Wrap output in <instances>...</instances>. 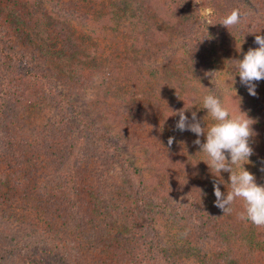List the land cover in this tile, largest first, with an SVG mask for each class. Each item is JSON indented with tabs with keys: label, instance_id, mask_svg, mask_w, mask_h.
Returning a JSON list of instances; mask_svg holds the SVG:
<instances>
[{
	"label": "trees",
	"instance_id": "trees-1",
	"mask_svg": "<svg viewBox=\"0 0 264 264\" xmlns=\"http://www.w3.org/2000/svg\"><path fill=\"white\" fill-rule=\"evenodd\" d=\"M55 1L61 6L47 12L41 10V13L57 14L60 22L63 19L86 21L95 7L93 0ZM159 1L161 3L156 4L152 0H133L128 20L129 25L136 24L138 28L134 29L135 25L133 30L130 29L129 43H137L139 28L148 30L154 39L156 30L162 28L176 36L178 44L175 47L182 49V63L197 73L208 66L206 62L210 60L201 52L205 48L207 51L214 39L222 40L233 50L245 44L242 46L244 52L258 46L252 32L264 35V0ZM3 2L0 0V62L8 74L3 80L5 88L1 89L6 93L1 97L4 108L0 112V131L6 127L0 140V237L4 238L0 242V263L44 264L47 261L50 264L49 258L55 255L57 264H181L182 256L189 254L183 249V244L188 243L193 253L206 259L207 264H264V227H257L245 219V227L251 231L245 252L236 246L228 247L229 243L222 249L223 243L211 238L209 230L220 238L230 228L227 214L215 205L216 199L207 194L204 196L189 176L182 175L190 172L189 158L177 143L168 144L169 135L176 128L173 125L168 129L164 123L171 125V118H174L170 116L172 110L190 107L194 101L174 103L171 108L162 106L157 110L133 104L122 94V84L119 83L125 81V77L115 51L116 56L110 59L112 62L105 64L106 69L101 71V79L107 86L103 92L117 97L113 105L118 111L116 119L119 122L138 123L143 130L151 125L154 133L149 131L153 135L145 147L153 167H156L155 174L149 180L127 175L126 182L120 179L121 182L113 183V188L97 191L98 187L93 182L102 181L101 178L93 179L89 173L86 177L78 176L80 171L85 172L83 165L78 161L76 164L66 163L68 156L65 159L64 154L68 153V142L74 141L70 134L76 129H67L69 119H64L69 118L67 111H61L63 119L53 131L60 134L52 136V139L49 137V142L39 139L37 128L25 124L18 113L35 106V101L45 97L39 92L49 89L51 75L27 53L9 48L10 30H20L17 23L23 19L18 16L16 21H10L4 12L7 8ZM201 5L211 8L207 21L199 13ZM233 8H239L245 15L239 25L228 29L219 22ZM29 23L33 25L34 19H29ZM51 29L43 33L49 42L61 40L64 43L60 55L76 57L82 52L81 43L71 37L69 31L62 28L59 31L56 23ZM39 37L44 40L43 36ZM167 48L171 49L160 46V49ZM77 69L80 75L86 74L81 67ZM7 94L10 98L14 96L9 99L12 101L9 106L5 104ZM48 98L52 99V95ZM56 98L60 109V101L65 99V94H56ZM65 102L68 101L65 99ZM71 104L77 114L78 105ZM12 106L14 112L9 111L13 110ZM106 140L103 138L98 149L109 150L105 146L109 145ZM65 147L66 151L63 150ZM256 161L264 172V156ZM41 168L42 171L38 172ZM186 188L195 193L184 191ZM172 192L186 194L179 203L173 204ZM180 204L193 206L194 212L186 217L195 221V228L188 229L190 234L181 240L169 244L164 240L166 234L160 232L158 217L173 216V221L181 223L184 217L181 216ZM207 236L211 238L208 241H212V245L208 243L212 247L197 242V239L203 240ZM35 240L40 246L35 244ZM16 258L19 259L16 261Z\"/></svg>",
	"mask_w": 264,
	"mask_h": 264
},
{
	"label": "rangeland",
	"instance_id": "rangeland-1",
	"mask_svg": "<svg viewBox=\"0 0 264 264\" xmlns=\"http://www.w3.org/2000/svg\"><path fill=\"white\" fill-rule=\"evenodd\" d=\"M93 1L95 7L90 11L86 21L63 19L62 22L58 20L57 17L60 16L57 14L41 13V10L47 12L53 7L61 6L55 0H4L3 2L7 8L4 12H7L6 15L10 21H16L15 18L18 16L23 19L17 23L20 25V30H10L9 48L27 53L51 75L49 77L51 81L48 83L49 89L44 88L39 92L45 97L35 101V106L24 108L18 113L25 124L37 128L39 139L49 142V137L52 139V136L59 135L60 133H53V131L57 129V124L62 118L61 111H67L69 118H64L69 119V121L65 120L68 122L67 129L69 131L76 129L70 134V139L74 141L68 142V153L64 154L65 159L68 156L66 163L76 164L78 161L80 165H83L85 172L80 171L78 176L86 177V174L89 173L93 179L101 178L103 182L97 180L93 182L92 180L93 184L98 187L97 191L113 188L112 186L115 185L113 183L116 182H126L127 175L135 179L141 176L149 180L155 174L156 167H153L150 157L147 156V147H145L152 138L153 134L150 132L154 133L151 130V125L143 130V126L138 123L122 124L119 122L116 119L118 111L113 105L117 97L106 95L103 92L107 86L103 84L101 71L106 69L105 64L112 62L111 56L115 57L114 53L116 52L125 77V81L119 83L122 84V86L120 85L123 90L122 94L141 108L149 106L157 110L162 106L171 108L174 103L194 101L191 111H187L185 114L191 119V112L196 111L197 117L201 120L205 117L206 122L210 125L213 121L207 111L202 108L203 96L209 92H215L221 96L224 105L232 114H238L240 108L242 112L254 119L255 123L252 128L255 135L250 141L254 153L249 158L251 163L245 164L244 167L255 175L258 184H264V172L256 161L258 157L264 156V79L255 82L256 95H250L246 86L240 83L239 75H235L236 71L233 67L234 60L242 59L243 54L247 52L246 50L243 52L242 46L245 44L238 46L239 49H242L238 51L227 47L222 43V40L214 39L212 45H208L207 51H205L206 48L202 52L199 50L210 61L206 62L207 67H203L202 71L197 73L182 63L180 59L182 49L175 47L178 44L176 36L169 32L166 33L162 28L156 30V39L152 38L145 28H139L140 35L137 36L139 37L137 43H129L131 42L129 39L130 29L133 30V26L136 25H129L128 20L131 16L133 0ZM152 2L158 4L160 1L152 0ZM199 13L203 20L207 21L210 19L211 8L208 5H201ZM26 19H28V23H25ZM29 19H34L33 25L29 23ZM53 23L58 25L59 31L60 28L69 31V35L81 43L83 48L79 55L76 57L60 55L59 51L64 43L61 40H55L52 43L45 38L43 31L46 29L51 31ZM137 28L138 25L134 29ZM37 31L40 33L38 34ZM143 31L145 32L143 33ZM39 36H43L44 40ZM128 39L129 41H126ZM47 45L49 46L47 47ZM161 45L171 49H160ZM77 67H81L87 75L83 73L80 75ZM3 70L5 68H2L0 62V112L4 108L1 97H4L6 93V90L2 93L1 89L5 88L3 80L6 78L5 74H8ZM78 78H81L80 81H75ZM231 84L236 89V95H234ZM59 93L65 94V99L68 101L66 103L65 99H62L60 109L56 98V94ZM48 95H52V99L48 98ZM12 98L7 94L6 106H9V103L12 104V101L9 100ZM47 98L48 100H46ZM71 102L78 105L79 112L77 114L74 113ZM11 109L13 110L9 111L14 112L13 106ZM178 119V116H174L171 118L172 124L164 123L165 127L167 126L166 128L169 129V126L175 125ZM96 128H100V130ZM5 130L6 127L3 132L0 131V140L4 137ZM149 134H151L150 137ZM169 137H173V144L177 143L189 158L190 172H184L182 175L189 176L190 181L198 187L200 192H203L204 196L207 194L215 200L213 180L216 177L203 161L207 159L206 155L199 152V146L193 143L197 136L188 130L181 132L175 129ZM103 138L107 139L105 143L109 144L105 145L109 149L108 151L102 148L98 149ZM199 139L203 143L205 138L201 136ZM94 147L97 149L93 150ZM63 150L66 151V147ZM134 169H137V172ZM41 171L42 168L38 169V172ZM220 175L225 181L220 185L221 191L226 192L229 190L227 183L230 174L221 172ZM120 179L121 181H119ZM110 181H113L112 184ZM184 191L195 193L190 188H186ZM171 194L173 195L172 203L177 204L186 193L172 192ZM179 206L180 209L182 208L181 216L184 217L181 223L173 221L171 219L175 220L173 216L158 217L160 232L166 234L164 240L169 244L174 243L175 240H181L190 234H188V229L195 228L193 224L195 221L186 217L194 212L193 206L188 207V204ZM231 209L233 211L226 213L230 228L223 232L220 238L211 230H209V234L211 238L223 243L221 244L222 249H225L229 243L228 247L236 246L241 252H245V244H247L251 231L245 227L246 220L239 218V214L244 211V202L236 200ZM194 217L196 216L194 215ZM189 231L191 232V230ZM210 236L203 240L197 239V242L212 247V241H208ZM2 240L4 238L0 237V242ZM35 242L37 246H40L36 240ZM18 245L20 246L22 243H18ZM183 249L189 254L182 256L181 264H201L200 261L207 264L206 259L193 253V249L188 247V243L183 244ZM19 258L15 260L17 261ZM49 259L50 264H57L55 255ZM48 263L45 261L44 264Z\"/></svg>",
	"mask_w": 264,
	"mask_h": 264
},
{
	"label": "clouds",
	"instance_id": "clouds-1",
	"mask_svg": "<svg viewBox=\"0 0 264 264\" xmlns=\"http://www.w3.org/2000/svg\"><path fill=\"white\" fill-rule=\"evenodd\" d=\"M239 8H233L219 23L230 29L239 25L244 17ZM255 34V48H249L242 59L234 60L233 67L240 77V83L246 86L250 95H256V83L264 79V35ZM206 37V36H205ZM239 50V49H238ZM232 81L234 82V77ZM232 86V84H231ZM234 95H236V89ZM239 107V105H238ZM203 109L211 117L209 125L205 117H197V112H191V119L185 114L191 109L185 107L172 110V115L178 116L175 128L181 132L188 130L197 136L193 141L200 148L207 159L203 161L209 166L216 177L213 180L215 205L223 213L231 212V206L236 200L244 202V211L239 214L241 220H248L257 227H264V184L256 182L255 175L247 170L244 165L251 163L250 156L254 150L250 144L255 135L252 125L255 120L239 108L238 114H232L224 105L222 98L215 92L203 96ZM203 136L202 143L199 137ZM173 137H169L171 146ZM221 172H228L229 178L226 192L221 191L220 185L225 183Z\"/></svg>",
	"mask_w": 264,
	"mask_h": 264
}]
</instances>
